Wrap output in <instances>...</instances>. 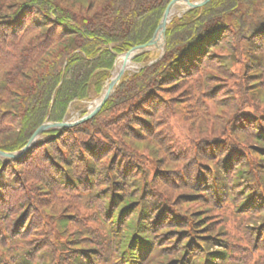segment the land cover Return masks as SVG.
I'll use <instances>...</instances> for the list:
<instances>
[{
  "label": "trees",
  "instance_id": "obj_1",
  "mask_svg": "<svg viewBox=\"0 0 264 264\" xmlns=\"http://www.w3.org/2000/svg\"><path fill=\"white\" fill-rule=\"evenodd\" d=\"M170 1L0 0V149L7 152L22 149L43 123L62 122L73 103L100 96L112 76L111 70L118 55L137 45L146 44L153 38ZM217 48L232 53L233 62L228 65L230 69L226 72H229L228 79L237 78L236 87L242 94L248 86L253 85L251 78L255 76L252 71L257 53L264 57V0H211L204 7L175 17L167 28L166 53L151 65L148 63L152 53L146 52L136 56L134 61L142 62L143 67L135 74H125L97 116L63 129V133L59 135V131L55 129L43 134V145L52 144L47 148L54 147L58 142L65 143L70 160L75 159L73 162L76 164L82 159V167L85 170L82 172L78 167L71 165L68 168L69 173L61 169L64 179L59 177L63 181L68 182L71 179L72 184L77 182L90 193L93 191L92 183L98 186L97 184L107 181L103 188L96 192V198L102 202L104 213L111 217V222L123 223L126 229L122 240L120 237L119 241L106 232H94V235H98L96 241L99 248L107 255L105 261H101L98 255L92 252L93 235L87 250L78 249L81 262L71 257L72 264H192L191 260L182 257L184 254L186 256L191 247L194 249L191 250L194 251V256L200 253L192 236H208L210 246L215 245L214 240L220 239V246L226 252L208 251L209 257L210 254L213 257L208 260L224 259L223 263L218 264H232L235 250L240 249L243 236L248 237V241L256 240L261 233L264 244V197L258 193L254 194V188L241 193L247 186L243 184L240 188L238 185L241 180H237L236 184L240 194L238 204L235 200L237 194L228 187L231 181L228 175H218L217 190L205 182L207 187H210L209 190H204L205 197H213L223 206L229 205L231 209L234 207L235 214L241 213L242 218L234 220L232 229L223 212L225 207L218 213L220 218H216V221L223 220V232L220 233H226L225 239H217L219 233L215 234L213 222L203 223L208 216H196L202 210L195 208L190 212L193 219L188 222L180 220L178 216H169V223H174L175 226H169L167 230L159 232V238L155 240L156 234H149L147 225L155 227L163 223L165 213L161 212L155 224L152 219L155 216L153 210L159 213L166 200L170 197L173 199L169 190L160 189L161 185L181 187L185 191L178 192L176 196V199L181 197L180 206H185L190 201L195 202L193 198L196 193L185 190L182 178L166 177L164 173H161L162 176L160 173L158 176L153 174L152 178L147 179L142 176L133 182L125 183L119 172L124 182L119 191L116 187L121 179H111L110 166L107 165V170H95V159L116 147L111 145L113 139H122L123 147L127 146L124 142L131 147H140L145 143L139 136L140 131L148 134L146 124L150 122L162 127L168 126L170 119L178 113L176 101L171 99H178L181 104L187 102V99H193L191 94L179 99L178 95L182 93L181 85L194 76L200 77L199 74L204 76L208 67L216 65L210 60L215 54L213 49ZM221 54L223 55L222 52ZM262 65H258L257 69ZM249 98L257 107L264 109V89L258 94H254V89H250ZM182 111L183 109L181 114ZM258 115L256 119L254 114H247L242 120L244 123L231 128L235 133L233 135L243 142L235 139L234 142L241 146L237 148L234 144L230 145L235 151L222 156L220 160L226 158L224 165L233 169L237 159L244 160L242 151L247 152L249 161H244L252 165L255 180L257 178L264 186V170L258 166L259 162L264 163V127L261 125L264 118L260 120L264 110ZM161 121L163 124L159 125ZM248 121H255V124L251 125ZM245 125H251L249 130L252 132L245 129ZM252 143V146H257L256 149H251ZM168 146L166 145V149ZM33 150H29L23 158L16 161L5 162L0 158V264H26V255L22 254L25 246L22 241H17L23 234H16V228L26 220L21 213L23 187L16 178H8L5 172L7 168H15L19 163L26 165L25 157L31 155ZM82 151L86 156H82ZM155 151L163 167L161 170L174 172L172 163L164 160L170 158L164 146H155ZM199 157L204 158L202 154H199ZM241 166L239 163L233 170H237L236 177L245 172L238 171L245 169ZM252 168L246 170L251 171ZM231 185L234 186V183ZM199 187L207 188L202 185ZM108 188V195L103 196L100 191L104 192ZM135 192L138 193L134 194ZM225 192V197L230 193L233 198L224 201L220 194ZM153 193L156 195L155 199ZM140 197H146L145 206L142 208L143 219L150 218L148 224H143L142 235L138 236L135 234L138 228L135 223L137 210L133 203ZM131 211H134L132 216ZM135 212L133 220L128 218L133 217ZM203 229H208V232L204 235L197 233ZM170 231L177 234L168 237L170 244L162 247L160 242L166 240L165 236ZM186 231H189V234ZM84 240L82 237L81 241ZM153 241L156 242V247H153ZM189 242L190 245L186 246ZM260 246L264 248V245ZM248 251L243 249L241 255L245 257L244 254L248 255ZM216 254H220L219 259ZM248 256L242 261L235 260V264H251ZM164 257L166 259L159 262V259Z\"/></svg>",
  "mask_w": 264,
  "mask_h": 264
},
{
  "label": "rangeland",
  "instance_id": "obj_2",
  "mask_svg": "<svg viewBox=\"0 0 264 264\" xmlns=\"http://www.w3.org/2000/svg\"><path fill=\"white\" fill-rule=\"evenodd\" d=\"M182 8V6L179 7V9ZM162 52L163 50H153L150 52L152 56L149 62L153 64L160 59ZM214 52L215 54L211 56L210 61L216 65L212 68L208 67L204 76H202L203 74H199L198 76L200 77L194 76L192 79L186 80L184 85H181L182 93L178 95L179 99H184L183 96L186 94H191L193 99H187V102L183 104L177 101L178 99H171L176 101V109H178L176 111H178V113L170 119L168 126L162 127L149 122L146 124V127H148L146 132H148V134H143L140 131L139 136L142 137L141 139H144L142 141H145L140 147H131L126 142L123 144L127 146L123 147L122 139L121 141L113 139L111 145H116V147L112 151L95 159V170H99L100 168L107 170L108 165L111 168L110 171H112L109 172V175L112 176L111 179H121L120 184L116 187L119 191H121V187L124 186L123 179L125 183H130L142 176L147 179L148 177L152 178L153 174L158 176L160 173L162 176L161 173H164L163 175L166 177L175 176L176 178H182V180H184V186L186 187L185 190L196 193L193 198L195 202L190 201L185 204V206H180L179 201H181V197L176 199V196L178 192L185 191L182 190L181 187L172 188L168 184H162L160 189L163 191L165 189L169 190L172 193L173 199L171 197L167 199L164 208L160 209L159 213L153 210L155 216H153L152 219L154 223L161 212L165 213L163 214L165 215V219L163 223L161 222L155 227H149V225H147L150 230L149 234L154 233L157 236L159 232L167 230L166 228L169 226H175L174 223H169V216H178L180 220L184 219L188 222L190 219H193V215H191L190 212L195 208H201L202 211L196 216H203L206 214L208 217L203 223L213 222L212 228L216 232L215 234L219 233L217 239H225L226 233H220L221 231L223 232L221 226L223 220L216 221V218H220L218 213H221L223 207H225L223 212L231 224L230 229L233 228L232 225L234 226V220H237L239 217L242 218V216L241 213L238 214L237 212V214H235V212H233L235 211L234 207L231 209L229 205L223 206L222 203L214 200L213 197H205L206 195H204V193L206 192L204 190H209L210 188L207 187L206 183H208V185H213L216 190L218 189L219 185L217 178L219 174H221V176L228 175L230 177L232 182L229 181L228 187L232 188V191L237 194V199H235L237 204L238 202L240 203V194L238 193V187H236L237 180H241L238 185L240 188L243 184H247L246 188L241 193L254 188V194L258 193L264 197V186L257 178L255 180V172L252 165L244 161L246 159L249 161L247 152L242 151L241 154L244 160L240 161L237 159L233 169L231 166L228 167L224 165L227 160L226 158L220 160L222 156L225 157L229 153L235 151L230 145L234 144L237 148L241 146L237 142H234L235 139L243 142V140L233 135L235 133L231 128H236L239 126L238 124L244 123L242 120L245 119L247 114H254L257 119L259 116L258 113L264 110L257 107L251 101L252 99L249 98L250 89H254V94L261 93L264 89V71H262L264 69V57L257 53L253 63L254 69L252 71L255 76L251 78L253 79V85L250 87L248 86L245 91H242V94H240L236 87L238 84L236 82L237 78L228 79L229 72H226V70L230 69L228 65L233 62L232 53H229L227 50L223 51L220 48H217V50L213 49V53ZM208 64L210 65L209 62ZM258 65H262L263 67L261 66L257 69ZM141 67H143L142 62L132 61L128 65L127 71L129 75H132L139 71ZM239 68L238 66L237 69ZM231 69L234 70V68ZM235 71H233L234 76ZM183 90L186 91L183 92ZM94 101L95 99L73 103L65 119L72 122L82 118L89 113L90 109L95 107ZM187 103L189 105H187ZM182 109L183 111L181 114ZM263 118L264 115L260 117V120H263ZM248 123L254 125L255 121H248ZM160 124H163V121H161L159 125ZM152 125L153 128H151ZM251 125H245L244 128L250 131ZM261 125L264 127V120L261 122ZM58 131L59 133L57 135L63 133L64 130ZM43 144L44 140L42 137L39 142L29 149L33 150L35 146H38L35 147L31 155L25 157V160H27L26 165H24V163H19L17 167L13 168L11 166L7 168L5 172V174L9 176L8 178H16V181L21 182V186L23 187L21 190V193L24 192L23 199L21 200L23 201L21 213L23 214L22 217L26 220L24 224H20L16 228V234H23L21 239L17 238V241H22L25 246L24 252L22 253L26 255L25 263L72 264L70 260L71 257L81 262L78 249L85 248L81 250L85 251L90 247V239L95 231L101 233L106 232L117 241H119L120 237V240H122V235L126 233L123 223H112L111 217L104 213L105 210L102 206V202L96 198L98 197L96 192L101 190L104 183L107 181L97 184L98 186H94L92 183L93 191H91V193L87 188H81L80 184L77 182L73 181L74 183L72 184L70 182L72 181L71 179L68 182L63 181L62 179L64 178L61 175V169L67 170L69 173L68 168L71 165L78 167L82 172L85 170L84 167H82V159H79L76 164L73 162L75 159L70 160V157L67 156L69 150L65 143L58 142L57 145L49 148H47V146L52 144ZM160 144L163 145L164 150H167L169 153L170 158H165L164 160L172 163L174 172L161 170L163 167L160 164L158 155H156L158 153L155 151V146H159ZM166 145H169L167 149ZM252 145L254 144L252 143L251 146ZM256 148L257 146L251 147V149ZM151 150H153V152ZM82 152L84 153L82 156H86V153L84 151ZM219 153L221 154L220 156L218 155ZM199 154H202L204 158H200ZM25 155L18 159H11V161L19 160ZM250 155L251 153L249 156ZM251 156L250 160H252ZM239 163L242 164L241 168L244 167L245 169H238V171L245 170V172L240 177H236L237 170H233ZM258 166L264 170V163L259 162ZM246 168H252V170L248 171ZM119 172H121L123 179L119 176ZM132 172L135 173L130 176ZM86 176L90 181L89 175L87 174ZM174 182L176 183V181ZM232 183H234V186L231 185ZM200 185L207 188H201L199 187ZM154 186L157 187L156 184H154ZM109 190L108 188L104 192L100 191V193L106 196ZM137 193L138 192H135L134 194ZM220 195L224 201L233 198L230 193L225 197L226 192ZM145 198L146 197H140L139 200L133 203L134 208L137 210V215L135 212L133 217H128L133 220L136 215L135 223H137L138 228L135 234L138 236L142 233V229L144 228L143 224H148L150 218L144 220L142 216ZM155 198L156 195L153 193V199ZM162 199L165 200L164 195H162ZM133 212L134 211L130 212V216H132ZM253 212L257 213L258 211L253 210ZM163 215L161 216L163 217ZM207 230L208 229H203L197 233L204 235L208 232ZM186 233L189 234V231H186ZM191 233L194 235L193 231H191ZM175 234H177V232H168L165 236L167 237L166 240L161 241L160 245L162 247L169 245L168 237H172ZM82 237L85 238L84 242L81 241ZM209 237L211 238L212 236ZM156 238H159V236L154 239L156 240ZM192 238L197 243L200 253L198 252V255L194 256V251H191L194 249L191 247V250L187 252L186 256L185 254L182 255L183 253H179V255L181 254L182 257L191 260L192 264H198V261L199 264H218L224 262V259H219L220 254H216L219 260H208L209 258H213L211 254L209 257L208 251L226 252V250L220 246V239H218L219 241L213 239L215 245L212 244V246H210L208 243V236H192ZM247 238L248 237L243 236V240L239 245L240 249L235 250L232 264H235V260H244L248 255L249 263L264 264V248L260 246L264 245L262 240L263 234L260 233L256 240L249 239L248 241ZM97 239L98 235H94L91 241L93 244L92 252L96 253L101 261H105L107 255L99 248L98 241H96ZM152 244L153 247H156V242L153 241ZM189 245L190 242L186 246ZM243 249L249 250L248 255L246 253L244 254L246 255L245 257L241 255ZM165 259V257L160 258L159 262Z\"/></svg>",
  "mask_w": 264,
  "mask_h": 264
},
{
  "label": "water",
  "instance_id": "obj_3",
  "mask_svg": "<svg viewBox=\"0 0 264 264\" xmlns=\"http://www.w3.org/2000/svg\"><path fill=\"white\" fill-rule=\"evenodd\" d=\"M211 0H171L168 4L161 22L153 36V38L146 44L137 45L123 54H119L113 69L111 70V78L104 86L100 96L94 101L95 107L89 110V113L78 119L77 121H67L63 122H51L47 121L43 123L28 140V143L20 150L7 152L0 149V158L6 161L11 159H18L19 157L26 154V152L33 147L45 132L51 129L63 130L66 128H71L90 119H93L103 108L109 98L115 92L117 86L120 84L122 78L124 77L128 65L133 61V59L143 53L152 52L153 50H163L161 57L166 52L167 47V28L171 21L176 16H182L184 13L195 8L204 7ZM182 6V9L179 7ZM151 63H148V65Z\"/></svg>",
  "mask_w": 264,
  "mask_h": 264
}]
</instances>
